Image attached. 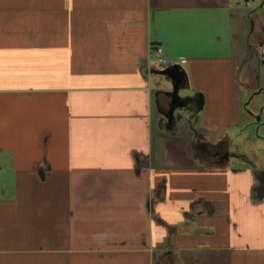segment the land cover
<instances>
[{
  "label": "crops",
  "instance_id": "1",
  "mask_svg": "<svg viewBox=\"0 0 264 264\" xmlns=\"http://www.w3.org/2000/svg\"><path fill=\"white\" fill-rule=\"evenodd\" d=\"M263 69L254 0H0V264H264Z\"/></svg>",
  "mask_w": 264,
  "mask_h": 264
},
{
  "label": "rangeland",
  "instance_id": "2",
  "mask_svg": "<svg viewBox=\"0 0 264 264\" xmlns=\"http://www.w3.org/2000/svg\"><path fill=\"white\" fill-rule=\"evenodd\" d=\"M254 2L259 5L264 4V0H254ZM163 79L166 81L167 77L163 75ZM262 79L264 82V69ZM252 95L249 92H244L245 106L242 105V117L238 126L232 128L231 149L249 155L254 163L259 166L264 164V93L258 94L254 99H252ZM255 114L262 118L261 123L258 122ZM249 121H252L253 125L255 124L254 128L249 126Z\"/></svg>",
  "mask_w": 264,
  "mask_h": 264
},
{
  "label": "water",
  "instance_id": "3",
  "mask_svg": "<svg viewBox=\"0 0 264 264\" xmlns=\"http://www.w3.org/2000/svg\"><path fill=\"white\" fill-rule=\"evenodd\" d=\"M164 73L168 74L173 81V89L169 92L173 98L171 102H173L174 99L176 98H179L182 100L189 99V97H183L180 95V86L184 80V72L181 70V68L178 65H175L173 67H168L167 69L164 70ZM178 107H183V105L181 106L175 105L170 109L169 113H165L169 121L173 120L174 112L176 111ZM195 115H196V112L192 113L190 115V118H193Z\"/></svg>",
  "mask_w": 264,
  "mask_h": 264
},
{
  "label": "flooded vegetation",
  "instance_id": "4",
  "mask_svg": "<svg viewBox=\"0 0 264 264\" xmlns=\"http://www.w3.org/2000/svg\"><path fill=\"white\" fill-rule=\"evenodd\" d=\"M260 93H264V87H261L260 89H258L257 91H253L252 92V99H254L258 94H260ZM172 100H173V98H172ZM190 99H186V100H182V99H179V98H176V99H174V101L172 102L173 103V105H172V103H171V108L173 107V106H175V105H178V106H181V105H183L184 104V106L183 107H180L181 108V110L183 111V109H185V111H187V112H195L197 109V103L196 102H194L193 103V101H189ZM189 101V102H188ZM179 108V109H180ZM169 111H170V109L166 112V113H169ZM177 111H180V110H177ZM261 111H263V108H261ZM177 117L179 116V115H176ZM175 116V117H176ZM255 116H256V118H258V122L259 123H261L260 121H261V117L258 115V114H255ZM175 119V118H174ZM173 119V120H174Z\"/></svg>",
  "mask_w": 264,
  "mask_h": 264
},
{
  "label": "built area",
  "instance_id": "5",
  "mask_svg": "<svg viewBox=\"0 0 264 264\" xmlns=\"http://www.w3.org/2000/svg\"><path fill=\"white\" fill-rule=\"evenodd\" d=\"M156 55L158 56L159 62L164 66H172L177 64V61L173 57H168L165 55L163 47L158 46L156 48Z\"/></svg>",
  "mask_w": 264,
  "mask_h": 264
}]
</instances>
